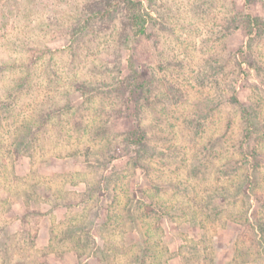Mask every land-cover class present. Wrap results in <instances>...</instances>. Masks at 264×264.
Segmentation results:
<instances>
[{"label":"rangeland","instance_id":"rangeland-1","mask_svg":"<svg viewBox=\"0 0 264 264\" xmlns=\"http://www.w3.org/2000/svg\"><path fill=\"white\" fill-rule=\"evenodd\" d=\"M134 1L0 0V264H264V0Z\"/></svg>","mask_w":264,"mask_h":264},{"label":"trees","instance_id":"trees-1","mask_svg":"<svg viewBox=\"0 0 264 264\" xmlns=\"http://www.w3.org/2000/svg\"><path fill=\"white\" fill-rule=\"evenodd\" d=\"M124 3L130 8L132 11L133 16V25L135 28V33L139 34L141 36H146V23H147V14L143 12V4L141 2H135L134 0H124ZM110 14L109 10H106L102 13L103 17ZM243 25L247 30V33L252 37L254 33H260L264 32V20L260 17L253 16L251 14H246L243 19ZM251 39V38H250ZM231 102L242 107L244 114L246 115V122L249 126V129L251 127V118H250V112L248 109H245L239 102V99L236 96H233L231 98ZM248 137V134H247ZM137 139V140H136ZM146 140H147V134L142 129H137L136 131H133L129 134L128 142L131 145H134L136 147L146 146ZM250 179V178H249ZM249 191L251 187L248 188ZM147 247V248H146ZM147 252L149 251V247L146 244L145 246ZM81 248H77V252H79V255H83L82 252L80 253ZM140 263V262H139ZM142 264H145V262H141ZM185 264H190L189 262Z\"/></svg>","mask_w":264,"mask_h":264}]
</instances>
